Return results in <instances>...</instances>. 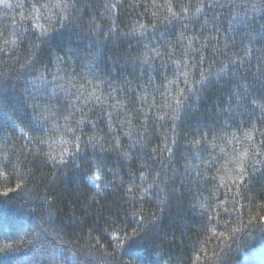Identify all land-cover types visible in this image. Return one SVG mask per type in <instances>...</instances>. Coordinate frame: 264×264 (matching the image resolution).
<instances>
[{
	"label": "trees",
	"instance_id": "trees-1",
	"mask_svg": "<svg viewBox=\"0 0 264 264\" xmlns=\"http://www.w3.org/2000/svg\"><path fill=\"white\" fill-rule=\"evenodd\" d=\"M262 217L264 0H0V264H238Z\"/></svg>",
	"mask_w": 264,
	"mask_h": 264
},
{
	"label": "rangeland",
	"instance_id": "rangeland-1",
	"mask_svg": "<svg viewBox=\"0 0 264 264\" xmlns=\"http://www.w3.org/2000/svg\"><path fill=\"white\" fill-rule=\"evenodd\" d=\"M238 264H264V244L246 253Z\"/></svg>",
	"mask_w": 264,
	"mask_h": 264
},
{
	"label": "snow or ice",
	"instance_id": "snow-or-ice-1",
	"mask_svg": "<svg viewBox=\"0 0 264 264\" xmlns=\"http://www.w3.org/2000/svg\"><path fill=\"white\" fill-rule=\"evenodd\" d=\"M262 219H264V217H262Z\"/></svg>",
	"mask_w": 264,
	"mask_h": 264
}]
</instances>
